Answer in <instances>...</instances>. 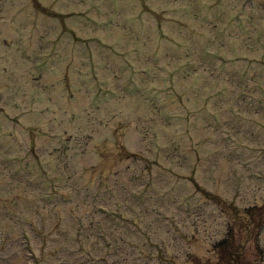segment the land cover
Wrapping results in <instances>:
<instances>
[{
	"label": "rangeland",
	"instance_id": "1",
	"mask_svg": "<svg viewBox=\"0 0 264 264\" xmlns=\"http://www.w3.org/2000/svg\"><path fill=\"white\" fill-rule=\"evenodd\" d=\"M13 1L15 9L0 0V24L6 23L0 30V264H225L221 258L225 246L216 252L212 248L229 228L244 226L249 219L241 220L234 206L222 211L193 182L239 210L264 200V0H229L227 8L211 9L207 22L205 4L225 0H187L201 22L199 28L182 7L176 10L175 0H124L113 11L96 16L103 20L125 15L128 9L133 19H108L110 24L103 25L98 36L88 28L93 23L89 0H38L40 7L30 0ZM96 4L93 1L92 7ZM232 6H238L235 13L243 16L239 32ZM49 11L82 13L75 17L82 29L73 37L60 33L57 39L53 27L36 21L46 15L43 19L50 23H65L51 18ZM86 12L88 19L83 16ZM182 15L186 22L181 28L200 33L201 44L237 46L238 66L227 74L229 65L209 56L210 63L205 62L197 48L192 55L195 70L190 72L194 66L190 61L185 65L182 58L189 49L181 56L178 49L180 42L185 43L177 34ZM221 15L223 31L215 28ZM118 23L121 36L105 29ZM225 29L230 34L224 39L219 34ZM123 30L136 32L132 38L137 41L128 44L133 47L128 53L116 46L118 41L128 43L123 41L128 38ZM146 36L149 45L143 41ZM74 39L90 41L82 43L83 48L110 47L101 58L91 60L101 71L95 74L105 88L128 95L124 108L118 109L116 99L113 104L103 102L107 93L98 94L96 82L80 77V72L88 76L86 62L80 61L73 70L75 61L84 57L72 51ZM113 48L120 56L118 65ZM221 52L228 54L227 49ZM47 58L52 67L44 63ZM102 60L112 61L109 73L99 67ZM6 65L7 78L1 75L2 71L6 76ZM48 68L73 70L71 78L85 82V94L68 91L62 97L58 87L65 86L56 78L45 84L50 91L39 88L41 83L33 80L41 79ZM185 69L187 74L170 79L169 71ZM211 73L225 95L209 85ZM43 92L47 94L42 96ZM180 102L189 109L183 110ZM49 103L56 104L53 112L42 108ZM68 115L76 121L69 122ZM37 120L30 134L28 129ZM53 192L57 197L50 204L46 195L55 196ZM111 212L131 224L138 222L140 232L143 226L144 232L150 231L149 245L143 246L138 238L135 245H118L114 256L107 253L100 259L88 254L83 244L97 238L93 233L86 238L91 221L101 226L104 246L112 242L109 246L115 247V239H121V227L115 233L110 230L116 221L108 219ZM247 255L250 264H264V225L259 243L251 242Z\"/></svg>",
	"mask_w": 264,
	"mask_h": 264
}]
</instances>
